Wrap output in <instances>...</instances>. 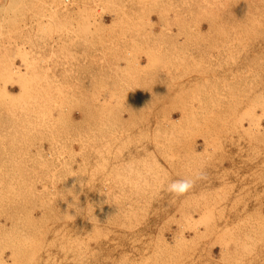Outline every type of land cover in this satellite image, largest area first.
<instances>
[{"label": "rangeland", "instance_id": "rangeland-1", "mask_svg": "<svg viewBox=\"0 0 264 264\" xmlns=\"http://www.w3.org/2000/svg\"><path fill=\"white\" fill-rule=\"evenodd\" d=\"M0 264H264V0H0Z\"/></svg>", "mask_w": 264, "mask_h": 264}, {"label": "clouds", "instance_id": "clouds-1", "mask_svg": "<svg viewBox=\"0 0 264 264\" xmlns=\"http://www.w3.org/2000/svg\"><path fill=\"white\" fill-rule=\"evenodd\" d=\"M205 178V174L203 172H200L197 174L195 179L174 180L167 185L165 191L173 194L176 197L183 196L185 193L189 192L193 188L196 180H202Z\"/></svg>", "mask_w": 264, "mask_h": 264}, {"label": "crops", "instance_id": "crops-1", "mask_svg": "<svg viewBox=\"0 0 264 264\" xmlns=\"http://www.w3.org/2000/svg\"><path fill=\"white\" fill-rule=\"evenodd\" d=\"M73 13H75V12H71V14H73ZM114 18H115L114 15L107 16L106 17L107 24L110 25L111 20H113ZM152 18L155 19V17H153V16H152ZM47 53L50 54L49 51ZM63 66H64V64L62 61H57V60L49 61L47 64V67L52 70L49 75L50 76L56 75L57 77H61ZM88 66H89V68H95V66H97V64H89Z\"/></svg>", "mask_w": 264, "mask_h": 264}, {"label": "bare ground", "instance_id": "bare-ground-1", "mask_svg": "<svg viewBox=\"0 0 264 264\" xmlns=\"http://www.w3.org/2000/svg\"><path fill=\"white\" fill-rule=\"evenodd\" d=\"M17 74V73H16ZM19 82V81H18Z\"/></svg>", "mask_w": 264, "mask_h": 264}]
</instances>
